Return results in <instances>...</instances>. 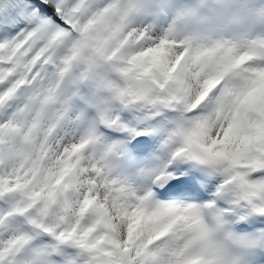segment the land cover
<instances>
[{
  "label": "snow or ice",
  "instance_id": "snow-or-ice-1",
  "mask_svg": "<svg viewBox=\"0 0 264 264\" xmlns=\"http://www.w3.org/2000/svg\"><path fill=\"white\" fill-rule=\"evenodd\" d=\"M0 264H264V0H0Z\"/></svg>",
  "mask_w": 264,
  "mask_h": 264
},
{
  "label": "rangeland",
  "instance_id": "rangeland-1",
  "mask_svg": "<svg viewBox=\"0 0 264 264\" xmlns=\"http://www.w3.org/2000/svg\"><path fill=\"white\" fill-rule=\"evenodd\" d=\"M66 87L67 88H71V85L70 84H68V85H66ZM93 115H94V113H93ZM119 176H121L123 179H126V180H129L130 182H133V181H136L135 179H133V177L132 178H130L128 175H123V174H118ZM134 183V182H133ZM213 191V190H212ZM208 195H210L211 196V192H209V193H207Z\"/></svg>",
  "mask_w": 264,
  "mask_h": 264
},
{
  "label": "bare ground",
  "instance_id": "bare-ground-1",
  "mask_svg": "<svg viewBox=\"0 0 264 264\" xmlns=\"http://www.w3.org/2000/svg\"><path fill=\"white\" fill-rule=\"evenodd\" d=\"M154 139V138H153ZM154 140H156V139H154ZM153 161V160H152ZM152 163H148V164H146L144 167H145V169L146 168H148L150 165H151ZM141 170H142V168H140V169H138V172L136 173L137 175H142V173H141ZM140 180V179H139ZM136 187H138V186H140V183H138L137 182V184L136 183H133Z\"/></svg>",
  "mask_w": 264,
  "mask_h": 264
}]
</instances>
